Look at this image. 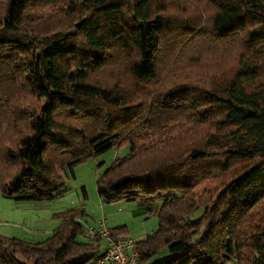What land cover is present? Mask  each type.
Masks as SVG:
<instances>
[{"label": "trees", "instance_id": "obj_1", "mask_svg": "<svg viewBox=\"0 0 264 264\" xmlns=\"http://www.w3.org/2000/svg\"><path fill=\"white\" fill-rule=\"evenodd\" d=\"M113 147L103 202L161 201L136 264H264V0H0L2 196L62 197ZM53 217L0 264H98L90 212Z\"/></svg>", "mask_w": 264, "mask_h": 264}, {"label": "rangeland", "instance_id": "obj_2", "mask_svg": "<svg viewBox=\"0 0 264 264\" xmlns=\"http://www.w3.org/2000/svg\"><path fill=\"white\" fill-rule=\"evenodd\" d=\"M128 151V147L119 150L113 147L75 167L74 176L68 179V192L62 197L42 201H18L6 198L0 192V235L41 240V237L29 233L24 224L28 225L31 220L44 217L51 211L61 212L74 207H84L90 212L91 217H94L96 213L94 208L99 210L101 206L104 208V215L109 227L116 226L115 223H125L130 235L136 238L139 233L155 231L158 226V218L152 211L144 208L145 204L135 201L104 203L98 193L97 181L100 175L117 155L123 156ZM119 208L121 209L119 210ZM141 210L144 212H140ZM96 219L90 218L87 223L93 225ZM83 239L85 238L81 237V240ZM100 244L102 248H105L107 240L102 238ZM168 257H170V252L166 248L153 256L148 264L162 262Z\"/></svg>", "mask_w": 264, "mask_h": 264}, {"label": "built area", "instance_id": "obj_3", "mask_svg": "<svg viewBox=\"0 0 264 264\" xmlns=\"http://www.w3.org/2000/svg\"><path fill=\"white\" fill-rule=\"evenodd\" d=\"M103 201V198L101 197ZM84 230L87 233L96 234L107 240L108 246L98 260V264H136L138 260V251L135 250L136 240L129 236L114 238L111 227L108 226L107 220L101 216L95 220V224L90 225L84 222ZM226 264H231L227 259Z\"/></svg>", "mask_w": 264, "mask_h": 264}, {"label": "crops", "instance_id": "obj_4", "mask_svg": "<svg viewBox=\"0 0 264 264\" xmlns=\"http://www.w3.org/2000/svg\"><path fill=\"white\" fill-rule=\"evenodd\" d=\"M146 206H144V208H146V210H150L154 213L155 216H157L158 211L160 209L161 206V201H156L155 203H150V204H145ZM121 208H119L120 210ZM94 211H96L94 217V219L99 218L101 216H104L106 218V216L104 215V208L101 206V209H96L94 208ZM59 212V211H58ZM55 211H51L50 213H48L47 215H45L44 217H37L33 220H31V222L26 225V223L24 224V227L27 229V231L31 234H34L35 236L41 237V240H37L34 238H29L32 239L34 241H43L44 239H46L48 236H50L51 232L59 225L60 221L58 219H55L53 217L54 214L58 213ZM62 212V211H61ZM140 212H144V210H141ZM100 213V214H99ZM141 213V214H142ZM107 220V219H106ZM121 223H115V225H120ZM123 224V223H122ZM125 224V223H124ZM114 226V225H112ZM158 227V226H157ZM157 229V228H156ZM146 232H142L139 233L136 237H132V235H130L129 233V237L134 238L136 241L142 240L145 238L146 236ZM37 238V237H36ZM108 246V242L106 244V247Z\"/></svg>", "mask_w": 264, "mask_h": 264}, {"label": "water", "instance_id": "obj_5", "mask_svg": "<svg viewBox=\"0 0 264 264\" xmlns=\"http://www.w3.org/2000/svg\"><path fill=\"white\" fill-rule=\"evenodd\" d=\"M81 23H82V22H80V23L78 24V27H80V26H81Z\"/></svg>", "mask_w": 264, "mask_h": 264}]
</instances>
